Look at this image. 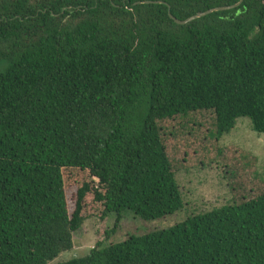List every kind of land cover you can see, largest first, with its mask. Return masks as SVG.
<instances>
[{"label":"trees","instance_id":"16d2710c","mask_svg":"<svg viewBox=\"0 0 264 264\" xmlns=\"http://www.w3.org/2000/svg\"><path fill=\"white\" fill-rule=\"evenodd\" d=\"M142 1L0 0V264H264L257 159L219 145L264 135V0L183 25L240 0ZM213 162L230 203L53 262L87 218L176 213Z\"/></svg>","mask_w":264,"mask_h":264},{"label":"rangeland","instance_id":"374dc122","mask_svg":"<svg viewBox=\"0 0 264 264\" xmlns=\"http://www.w3.org/2000/svg\"><path fill=\"white\" fill-rule=\"evenodd\" d=\"M219 145H233L254 155L257 159L258 174L264 179V135L253 130L248 117H238L234 127L222 135ZM176 181L183 200V207L176 213L149 221L142 220L129 211L122 212L119 217L116 213H111L104 219L87 218L80 228L73 232L72 248L62 252L53 262L84 256L97 241L103 244L116 243L128 236L167 228L186 217L210 211L231 201L229 187L217 162L197 165L187 171L181 170L176 174ZM73 192L74 187L67 190L69 212L74 206Z\"/></svg>","mask_w":264,"mask_h":264},{"label":"water","instance_id":"95a60500","mask_svg":"<svg viewBox=\"0 0 264 264\" xmlns=\"http://www.w3.org/2000/svg\"><path fill=\"white\" fill-rule=\"evenodd\" d=\"M139 2H136V3H139ZM142 2L143 3H159L160 1L145 0V1H142ZM240 2H241V0L239 2H237V3H235V4H232V5H223V6L209 8V9H207L205 11L197 12V13H195V14H193V15L185 18V19H178V18L174 17L171 13H169V17L171 19H173L176 24L183 25V24H185L187 22H190V21H192L194 19H197L199 17L205 16V15L210 14V13L215 12V11H222V10L232 9V8L236 7L237 5H239Z\"/></svg>","mask_w":264,"mask_h":264}]
</instances>
